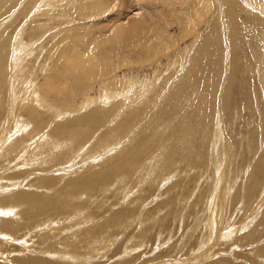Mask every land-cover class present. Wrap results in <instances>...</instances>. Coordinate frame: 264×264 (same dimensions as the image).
<instances>
[{
  "label": "rangeland",
  "instance_id": "rangeland-1",
  "mask_svg": "<svg viewBox=\"0 0 264 264\" xmlns=\"http://www.w3.org/2000/svg\"><path fill=\"white\" fill-rule=\"evenodd\" d=\"M0 23V264H264V0H0Z\"/></svg>",
  "mask_w": 264,
  "mask_h": 264
},
{
  "label": "bare ground",
  "instance_id": "bare-ground-1",
  "mask_svg": "<svg viewBox=\"0 0 264 264\" xmlns=\"http://www.w3.org/2000/svg\"><path fill=\"white\" fill-rule=\"evenodd\" d=\"M25 2H26V1H25ZM27 5H28V4H27ZM30 5H31V4H30ZM25 8H26V6H25ZM22 10H23V9H22ZM23 11H24V10H23ZM53 12H54V11H53ZM15 15H16V14H15ZM29 17H30V16H29ZM134 17H136V19L142 18V14H141V12H137V13L135 14ZM124 18H125V17H123V19H124ZM50 19H51V18H50ZM125 21H126V20H125ZM125 21H123L122 23L124 24ZM144 23H145V24L149 23V20H146V22H144ZM0 24H2V23H0ZM123 24H122V25H123ZM258 24H259V23H258ZM262 24H263V23H262ZM2 26H3V24H2ZM3 27H4V26H3ZM0 29H1V28H0ZM141 29H142V31L145 32V27H144V26H141ZM4 37H5V34L1 32V34H0V43H2ZM131 37H133V38H137L136 36H133V35H132ZM140 37H142V36H140ZM17 38H18V41H20V40L22 39V33H20V34L18 35ZM226 41H227V40H226ZM3 42H4V41H3ZM12 42H13V41H12ZM0 46H3V45H0ZM19 47L21 48V46H19ZM19 47H18V48H19ZM75 47H76V46H75ZM83 48H84V47H83ZM70 49H71L70 52H75V50H73L72 48H70ZM75 49L77 50V48H75ZM4 50H5V49H4ZM4 50H3V51H4ZM19 50H21V49H18V51H19ZM3 51H2V52H3ZM0 52H1V51H0ZM4 52H5V51H4ZM4 52H3V53H4ZM12 52H13V51H12ZM21 52H23V50H22ZM88 52H89V51H88ZM1 54H2V53H1ZM22 54H23V53H22ZM16 55H17V54H16ZM188 55H189V54H188ZM1 57H2V56H1ZM1 57H0V58H1ZM65 57H67V56H65ZM107 59H108V58H107ZM85 63H86V62H85ZM0 65H1V63H0ZM3 65H4V64H3ZM18 68H19V65H18ZM189 68H190V67H189ZM254 68H255V67H254ZM18 71H19V70L16 68V69H15V72H16L17 74L19 73ZM16 73H15V74H16ZM158 75H159V74H158ZM19 76L22 77V75H20V74H19ZM19 76H18V77H19ZM15 77H16V79H18L17 76H15ZM21 77H20V79H21ZM23 78H24V75H23ZM23 78H22V79H23ZM23 80H25V79H23ZM191 80H192V79H191ZM16 81H17V80H16ZM14 82H15V81H14ZM21 82H22V80H21ZM34 84H35V83H34ZM12 85H13V84H12ZM14 85H15V84H14ZM14 85H13V86H14ZM135 85H136V84H135ZM35 86H36V85H35ZM13 88H15V87H13ZM26 88H27V87H26ZM35 88H36V87H35ZM24 89H25V88H24ZM13 91H14V89H13ZM12 93H14V92H12ZM12 93H11V94H12ZM12 95H13V94H12ZM33 95H34V94H33ZM38 95H39V94H38ZM38 95H37V96H38ZM104 95L107 96L108 100H110L109 98L112 97L111 94H110L109 92H108V93L106 92ZM114 95H115V94H114ZM114 95H113V96H114ZM114 97H115V96H114ZM112 98H113V97H112ZM112 98H111V100H112ZM31 99H32V98H31ZM38 99H39V98H38ZM100 99H101V98H100ZM100 99H99V101H100ZM230 99H231V98H230ZM13 100H14V97H11V101H13ZM15 100H16V99H15ZM11 101L9 100V104H10L9 107H10V109L12 110V113H14V112H13V111H14L13 109H17V108H16V103L12 104ZM37 101H38V100H37ZM40 101H43V100H40ZM90 101H91V102H90ZM99 101H98V103H99ZM29 102H31V101H29ZM88 102H90V104H87V103H86V104L84 105L85 107L92 106V105H94V103H95L94 100H89ZM100 102H102V101H100ZM28 104H29V103H28ZM34 104H35V103H34ZM39 104H40V103H39ZM104 104H105V103H104ZM45 106H46V105H45ZM49 107H50V106H49ZM10 109H9V110H10ZM18 109H19V108H18ZM25 110H26V109H25ZM19 112H20V111H19ZM59 115H60V114H59ZM59 115H58V116H59ZM60 116H61V115H60ZM13 117H14V116H13ZM61 117H62V116H61ZM138 118H139V117H138ZM147 118H148V117H147ZM8 119H9V117H8ZM13 120H14V119H13ZM9 121H10V122H8L7 124H5V127L3 128V132L0 134L1 137H6L5 130H9V129H10V128H9V125L11 124V121H12V120H9ZM132 122H133V121H132ZM132 122H131V123H132ZM135 122H136V121H135ZM80 123H81V122H80ZM32 124H33V123H32ZM7 125H8V126H7ZM22 125H24V126H22ZM29 125H31V124H29ZM29 125H28V123H26V122H20V124H18V129H17L16 126H14V128L17 129V133H18V132L21 133V132H25L26 130H29V129H28V126H29ZM20 126H22V127H20ZM19 127H20V128H19ZM30 127H31V126H30ZM30 127H29V128H30ZM122 127H123V126H122ZM25 129H26V130H25ZM124 130H125V129H124ZM124 130H123V131H124ZM198 130H199V129H198ZM144 131H145V130H144ZM144 131H143V132H144ZM9 132H10V131H9ZM11 132H12V131H11ZM77 134H78V133H77ZM79 134H80V133H79ZM75 135H76V134H75ZM7 137H8V136H7ZM82 137H83V136H82ZM8 138H9V139H7V138L4 139V143H5V144H6L7 142H9V140L11 139L10 137H8ZM42 139H43V138H42ZM184 139H185V138H184ZM11 140H12V139H11ZM39 140H40V139H39ZM76 140H77V139H76ZM20 141H21V140H20ZM43 141H44V140H43ZM47 142H48V140H47ZM2 144H3V143H2ZM5 144H4V145H5ZM46 144H47V143H46ZM75 144H76V143H75ZM4 145H3V146H4ZM38 145H39V144H38ZM39 147H40V146H39ZM50 147H51V146H50ZM137 147H138V149H140L139 145H137V146H135V147H133V148H137ZM7 148H8V147H7ZM24 149H25V148H24ZM27 149H28V148H27ZM52 149H53V148H52ZM80 150H81V149H80ZM132 154H133V152H132ZM132 154H131V155H132ZM134 155H135V154H134ZM132 157H133V156H132ZM134 157H135V156H134ZM125 160L128 161L127 159H125ZM151 160H152V159H151ZM122 161H123V160H122ZM120 162H121V161H120ZM125 163H126V162H124V164H125ZM124 164H123V165H124ZM123 165H119V164H118L117 167H116V168H117L116 170H118V168H121ZM153 165H154V164H153ZM9 166H10V165H9ZM9 169H10V168H9ZM123 169H124V168H123ZM120 170H121V169H120ZM146 175H147V174H146ZM148 175H149V174H148ZM98 176H99L100 178H102V177L107 176V174L103 172V173H99ZM28 181H29V180H28ZM148 181H149V180H148ZM154 182H155V181H154ZM46 183L48 184V182H46ZM50 183H51V182H50ZM10 187H11V186H10ZM11 188H15V185H14L13 187H11ZM225 189H226V188H225ZM233 191H234V190H233ZM3 194H4V193H3ZM23 195H24V194H23ZM215 195H216V194H215ZM15 197H16V196H13L12 198H15ZM10 199H11V198H10ZM31 200H32V199H31ZM34 200H35V199H34ZM37 201H38V200H37ZM202 203H203V202H202ZM5 214H6V213H5ZM210 220H211V219H210ZM231 226H232V225H231ZM234 229H235V228H234ZM213 230H214V229H213ZM230 235H231V234H230ZM7 236H8V235H7ZM229 237H230V236H229ZM214 238H215V237H214ZM227 239H228V238H227ZM219 240H220V239H219ZM61 254H63V253H61ZM59 255H60V254H59ZM66 255L68 256L69 254H66ZM67 256H66V257H67ZM198 256H199V255H196V258H197V259L202 258V256H199V257H198ZM63 257H64V255H63ZM71 258H72V257H71ZM194 258H195V256H194ZM189 262H190V261H189Z\"/></svg>",
  "mask_w": 264,
  "mask_h": 264
}]
</instances>
